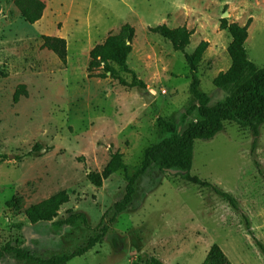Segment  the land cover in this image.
Instances as JSON below:
<instances>
[{
	"label": "rangeland",
	"instance_id": "374dc122",
	"mask_svg": "<svg viewBox=\"0 0 264 264\" xmlns=\"http://www.w3.org/2000/svg\"><path fill=\"white\" fill-rule=\"evenodd\" d=\"M40 21L27 23L11 0H0V249L6 244L50 258L84 246L93 233L84 226L32 225L30 206L65 191L69 201L54 223L85 213L94 227H104L125 194V173L94 186L119 152L129 172L144 152L167 136L158 117L180 124L197 102L184 55L149 29L160 25L192 32V54L209 43L198 77L211 106L227 93L213 82L231 66L232 41L220 29L222 19L245 26L249 59L264 67V0H41ZM228 14L225 17V14ZM125 24L135 30L128 67L146 88L131 87L132 75L114 65L118 80L88 72L90 52ZM44 37L64 39V63L44 48ZM20 86L27 95L14 102ZM153 100L147 103L145 94ZM198 120L197 112L185 122ZM39 150H35L36 146ZM191 174L231 195L235 210L212 189L178 175L153 170L136 183L133 201L110 226L102 243L68 264H203L219 245L231 264H264L253 236L264 244V125L259 136L236 123L211 140L196 141ZM16 200L15 206H10ZM244 213L250 220L249 234ZM0 264H34L5 255Z\"/></svg>",
	"mask_w": 264,
	"mask_h": 264
},
{
	"label": "trees",
	"instance_id": "16d2710c",
	"mask_svg": "<svg viewBox=\"0 0 264 264\" xmlns=\"http://www.w3.org/2000/svg\"><path fill=\"white\" fill-rule=\"evenodd\" d=\"M20 10L23 19L29 24H35L41 20L46 5L41 0H11ZM251 20L241 26L238 23H230L228 19H222L220 29L227 31L231 36V43L228 53L231 59V66L226 72H221L214 80L215 88L227 93L224 102L211 106V98L201 90V81L198 77L199 65L208 50L209 43L201 42L192 54L187 52L191 45L192 32L186 27L169 28L167 25H160L150 28L152 34L162 37L170 42L173 48L184 55L192 75L190 92L197 104L181 118L180 124L168 122L162 117L157 119L158 129L167 137L161 142L147 148L143 159L133 173L129 172L128 166L123 161L119 152L111 153V160L102 173L93 172L88 175L89 181L96 187H102L103 182L108 180L117 172L125 173L126 194L124 198L116 203L112 218L104 227L94 228L88 221L85 213L71 214L67 219L54 223L58 218L61 208L68 203L69 195L62 191L58 194L30 206L25 211V216L32 225L55 224L59 227L84 226L93 235L84 246H81L70 254H55L48 259L40 257L28 249L13 246L10 243L0 249V262L5 255L12 254L20 260H26L34 264H68L77 257H82L90 252L95 246L102 243L111 225L117 217L124 213L133 201L138 179L146 173L158 170L163 174H170V170L178 171L176 175L183 180L199 185L203 188L212 189L217 195L226 199L235 210H240L235 199L222 191L207 180L191 174L194 160V149L196 141L211 140L224 131L227 123H236L241 128L249 129L255 136H259L260 128L264 125V67L259 68L250 59L246 42L249 38V27ZM136 30L130 24L122 26L119 33L110 35L102 44L97 45L90 52L88 72L98 74L100 78L116 79L122 85H128L125 80L119 78L114 65L122 68L126 73L131 74L133 79L131 87L145 89L144 83L140 82L136 73L129 69L128 60L133 52V42ZM44 48L54 52L65 63L67 57V45L64 39L44 37ZM27 95L25 86H20L14 95V102H18L21 96ZM197 112L198 120L191 122L184 129L187 117ZM37 145L35 150H39ZM16 200L9 203L15 206ZM249 234L253 236L249 218L242 213ZM257 246L264 255V244L253 236ZM147 264H163L155 258H151ZM203 264H231L222 248L214 244L211 246L206 260Z\"/></svg>",
	"mask_w": 264,
	"mask_h": 264
},
{
	"label": "water",
	"instance_id": "95a60500",
	"mask_svg": "<svg viewBox=\"0 0 264 264\" xmlns=\"http://www.w3.org/2000/svg\"><path fill=\"white\" fill-rule=\"evenodd\" d=\"M226 15H227V13L224 16L226 17ZM145 100H146L147 103H150L153 100V97L149 93H146L145 94ZM170 173L173 174V175H176L178 173V171L170 170Z\"/></svg>",
	"mask_w": 264,
	"mask_h": 264
},
{
	"label": "bare ground",
	"instance_id": "6f19581e",
	"mask_svg": "<svg viewBox=\"0 0 264 264\" xmlns=\"http://www.w3.org/2000/svg\"><path fill=\"white\" fill-rule=\"evenodd\" d=\"M228 15V14H227ZM227 15H226V17H227Z\"/></svg>",
	"mask_w": 264,
	"mask_h": 264
}]
</instances>
